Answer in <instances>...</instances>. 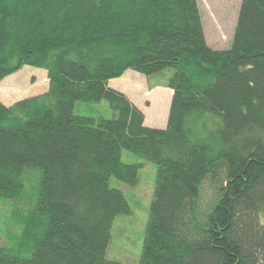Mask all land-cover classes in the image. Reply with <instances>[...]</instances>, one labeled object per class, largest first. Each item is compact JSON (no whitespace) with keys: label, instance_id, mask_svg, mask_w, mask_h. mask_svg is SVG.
Listing matches in <instances>:
<instances>
[{"label":"trees","instance_id":"obj_1","mask_svg":"<svg viewBox=\"0 0 264 264\" xmlns=\"http://www.w3.org/2000/svg\"><path fill=\"white\" fill-rule=\"evenodd\" d=\"M25 65L48 86L0 100V199L19 229L0 264H129L106 256L130 211L110 179L135 185L145 161L156 173L137 264H264V0H240L223 49L198 0H0V81ZM166 68V124L149 126L108 80ZM101 100L111 116L77 109ZM206 178L218 195L201 212Z\"/></svg>","mask_w":264,"mask_h":264},{"label":"rangeland","instance_id":"obj_2","mask_svg":"<svg viewBox=\"0 0 264 264\" xmlns=\"http://www.w3.org/2000/svg\"><path fill=\"white\" fill-rule=\"evenodd\" d=\"M240 0H198L204 35L213 48H228L232 41ZM172 73L171 68L146 76L128 70L116 80L127 91L128 97L143 111L145 123L149 126L164 127L167 120L172 90L165 86V80ZM111 79V80H113ZM114 83V82H113ZM48 86L44 69L25 65L0 81V100L11 104L23 97L41 93ZM80 109L93 110L104 116H111L112 110L105 100L91 105L79 104ZM129 151L122 152L124 162L138 161ZM156 165L145 161L138 172V181L130 185L116 178L110 179L112 186L119 187L128 199L130 211L114 218L111 240L106 256L129 264H137L144 237L145 225L154 188ZM223 179V175H220ZM217 189L211 179L202 182L199 196V210L203 212L217 198ZM12 201L0 199V244H8L6 230L19 231L9 218ZM5 203V204H4Z\"/></svg>","mask_w":264,"mask_h":264},{"label":"crops","instance_id":"obj_3","mask_svg":"<svg viewBox=\"0 0 264 264\" xmlns=\"http://www.w3.org/2000/svg\"><path fill=\"white\" fill-rule=\"evenodd\" d=\"M128 70H131V69H128ZM128 70H126L124 73H123V75H125V73L126 72H128ZM119 78V77H118ZM118 78H117V80H118ZM113 79V78H112ZM114 82V83H113ZM108 85L109 86H111V87H113V88H116V89H118V90H120V91H122V92H124L127 96H128V94H127V91L124 89V88H122V86H120V85H118V83L116 82V80L115 79H113V80H108ZM146 120V119H145ZM145 122V121H144ZM146 124V123H145Z\"/></svg>","mask_w":264,"mask_h":264}]
</instances>
